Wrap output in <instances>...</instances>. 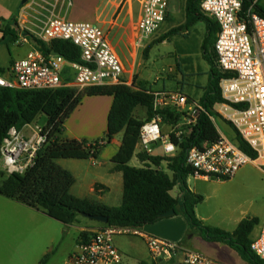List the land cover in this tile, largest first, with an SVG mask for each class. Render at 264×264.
<instances>
[{
	"label": "crops",
	"instance_id": "0c3cea01",
	"mask_svg": "<svg viewBox=\"0 0 264 264\" xmlns=\"http://www.w3.org/2000/svg\"><path fill=\"white\" fill-rule=\"evenodd\" d=\"M252 1L264 11V0ZM30 4H32V0H28L25 4H23V0H0V51L1 48L5 47L4 49L10 57L8 65L7 60L0 58V69L4 70L2 75L10 77L9 70L14 61L25 58L33 50H39L34 40L36 36L31 31L23 30L24 26L22 25L34 31L42 27L46 20L54 14L72 22H87L99 26L106 33L114 52L121 60L124 70L122 81L125 85L137 90L149 89L155 93L178 92L187 97L188 107L201 105L209 85L211 69L204 58L202 49L206 35L205 23L194 26L192 32L188 30L174 34L160 43L162 45H174L175 50L162 57L169 56L171 60H174V65L170 67L169 71L171 73L178 72L180 76L176 78L178 81L176 90H153L148 87L147 79H145V73L148 69L146 60L148 58L142 59L141 57L142 50L148 46L150 41L147 42L144 48L136 46V27L141 16L140 0H46V2H39L31 7ZM24 9L27 10L25 15L22 14ZM176 19L178 20L177 14L170 12L169 8L168 19L160 28L165 30L162 35L173 28L184 25L185 7L182 20L176 22ZM170 23L171 26L167 27L166 25ZM20 36H23L26 42L17 44L16 41ZM9 42H12L14 47L16 44L21 45L16 46L15 57H12ZM23 46H25V49L21 48L23 51H20V47ZM151 50L152 47L149 52ZM63 81L71 85L74 81V72L67 66L63 72ZM112 103L113 97L111 96L84 98L82 104L66 121L61 138L89 142L104 139L107 133L108 114ZM136 112H138L137 108L134 111L136 118L140 120L147 118L146 109L142 108L141 113L138 114ZM30 126L34 127L33 123ZM166 126L168 129L170 128L168 133ZM181 126H189L185 118L176 127L162 124L163 139H170L169 134L183 131ZM42 128H46V126ZM217 129L219 133L224 135L218 127ZM19 131L26 137L33 135L29 125ZM123 135L122 132L109 142L102 141L104 146L100 150L97 159H69L70 161L58 162L62 168L71 172L76 178V183L72 189L80 183L81 187L85 188L91 196L88 200L110 208L119 207L122 204L123 174L116 170L113 158L122 146ZM163 144V141L153 144L151 155L167 156ZM139 152L140 147L138 145L130 165L138 168L150 165L149 162L140 161L138 158ZM159 168L172 176V173L167 169V162L163 161ZM0 171H3L1 165ZM190 181L191 176L187 179V188L199 195L196 189L191 188ZM96 185L101 186L99 191L96 190ZM170 194L173 198L182 201L185 189L178 183ZM196 215L205 225L220 228L227 232H234L245 218H257L259 224L255 226L250 235L251 241L260 234L264 222V212L260 208L245 211L240 218L230 215L213 222L211 217L199 213L197 205ZM76 223H79L78 220L74 224L64 225L42 211L6 197L0 198V260H6V263L0 264H40L45 255L53 252L47 263L52 264L56 252L63 245L64 238L71 232L73 246H70L71 248L66 252L63 261V264H68L69 257L78 248L79 235L82 232L91 234L105 227L104 224L96 221L81 226ZM134 228L140 235L118 236L114 239L115 246L123 255L122 264H155L152 261L150 252L149 256L145 257L140 250L138 242L141 240L146 244L145 236H152L181 246V249L174 254L170 264L179 263L183 259L185 251L203 254L216 264H252L228 244L207 241L197 231L191 230L181 212L172 217L164 218L155 224ZM123 237L128 238L125 240Z\"/></svg>",
	"mask_w": 264,
	"mask_h": 264
},
{
	"label": "trees",
	"instance_id": "16d2710c",
	"mask_svg": "<svg viewBox=\"0 0 264 264\" xmlns=\"http://www.w3.org/2000/svg\"><path fill=\"white\" fill-rule=\"evenodd\" d=\"M202 1L186 0L184 25L161 35L154 43H162L172 35L188 31L199 23L206 25L202 49L204 58L211 69L209 85L201 101L204 111L200 113L194 124L181 128L183 130L181 136L177 137L175 133L169 134L170 141L177 149L175 154L158 157L139 152L140 161L149 162L150 165L141 168L130 165L139 145L142 126L156 114L153 107L155 92L149 89L137 90L125 84L92 86L83 90L67 86L54 90L0 87V159L1 146L10 129L15 127L21 130L26 125L32 124L41 114L48 118L45 128L48 130L47 141L38 150L34 165L23 174H8L0 171V195L42 211L64 225L74 224L80 215H101L108 218V224L104 226L143 227L161 221L164 219L162 215L175 210L176 214L181 212L190 229L197 231L205 240L226 243L252 264H264V260L259 259L250 248L252 242L250 235L259 224L257 218L243 219L234 232L207 226L196 215V207L204 201L203 196L187 188V179L193 173L192 168L187 164L188 152L194 147L202 149L205 144H213L220 139V133L212 117L215 120H224L217 116L214 107L224 101L220 87L222 80L235 76L233 73L224 71L219 65L215 43L220 27L213 17L202 12ZM252 7L264 17V11L252 0H242L239 17L245 18ZM34 40L45 56L56 52L70 62L83 63L80 48L69 41L54 40L45 43L37 38ZM151 47L152 45L147 48V51ZM3 72L4 70L0 69V73L3 74ZM95 96L113 97L105 138L95 142L62 139L66 121L82 104L84 98ZM138 107L146 109L145 120L134 116V111ZM157 113L162 118V124L172 127L182 123L185 117L184 113L172 107L163 108ZM225 123L233 129L234 136L230 139L244 153L256 159L257 153L240 137L231 124ZM122 132L124 133L122 146L113 158L116 170L123 174L122 204L119 207L110 208L73 196L71 189L76 183V178L71 172L62 168L58 160L97 159L104 146L102 141L109 142ZM163 161L167 162V169L172 176L159 168ZM178 183L185 189L182 201L173 198L170 194ZM100 187L96 185V190L99 191ZM89 236L90 233L82 232L78 243L85 244ZM52 254L53 252L45 255L40 264H47Z\"/></svg>",
	"mask_w": 264,
	"mask_h": 264
},
{
	"label": "built area",
	"instance_id": "2783aa9c",
	"mask_svg": "<svg viewBox=\"0 0 264 264\" xmlns=\"http://www.w3.org/2000/svg\"><path fill=\"white\" fill-rule=\"evenodd\" d=\"M56 1V0H55ZM46 0H32V5ZM141 16L136 27V46L144 48L147 42L160 30L166 21L169 0H140ZM201 10L212 16L220 31L215 43L221 68L235 74L222 80L220 87L223 102L215 105L217 116L231 124L240 137L257 153L252 159L230 138L220 133V139L205 144L202 149L189 150L187 164L192 168L191 177L201 180H230L242 167L253 163L264 169V17L252 7L245 18L239 14L242 0H203ZM26 9L22 10L25 15ZM23 30L31 31L37 39L49 43L65 40L80 48L81 61L70 62L63 56H45L33 50L10 67V77L0 73V87L27 90H54L60 87H76L83 90L92 86L124 84L123 65L114 52L106 33L97 25L87 22H72L52 14L42 27L32 31L25 25ZM1 27V22H0ZM22 31V30H21ZM26 42L23 36L17 44ZM74 72L73 84L63 81L65 67ZM155 116L145 122L139 136L140 152L152 153V146L162 142L164 152L171 156L176 146L170 139L164 140L162 118L157 111L172 107L185 114L188 125L194 124L201 105L188 107V99L178 92L155 93ZM213 122L215 118L212 117ZM33 135L24 136L17 128L10 129L1 146L0 165L8 174H23L34 165L36 154L47 141L48 130L31 127ZM183 131L176 133L181 136ZM140 235L134 227L107 225L90 234L85 244H79L71 254L68 264H122L123 255L114 244L118 236ZM152 261L155 264H170L181 246L152 236L144 237ZM251 251L264 260V222L260 234L251 242ZM176 264H216L203 254L185 251L183 259Z\"/></svg>",
	"mask_w": 264,
	"mask_h": 264
},
{
	"label": "rangeland",
	"instance_id": "374dc122",
	"mask_svg": "<svg viewBox=\"0 0 264 264\" xmlns=\"http://www.w3.org/2000/svg\"><path fill=\"white\" fill-rule=\"evenodd\" d=\"M186 0H169L170 12H175L178 16L179 22L184 16V7ZM135 16V15H134ZM135 19V18H134ZM174 23V22H173ZM202 24V23H201ZM199 25V24H198ZM167 27L171 26L170 24L166 25ZM194 27L190 28V31ZM163 28L160 29L149 41L147 47L142 50L141 57L142 59H147L148 69L145 73L147 79V85L153 90H176L178 87L177 77L180 76L178 72L171 73L170 67L174 65V60L168 57H162L167 55L170 51H174L173 44L162 45L156 43V40L162 35ZM204 43V41H203ZM16 44V43H15ZM154 44V45H153ZM12 57L16 55V46L12 45V42L8 43ZM152 46V50L147 51L148 47ZM1 48L0 58L7 60V65L9 63L10 57L9 53ZM25 46L20 47V51H23ZM73 87V86H72ZM76 88V87H73ZM78 89V88H76ZM79 90V89H78ZM141 107L137 108L136 114L141 111ZM141 113V112H140ZM48 118L46 115L41 114L34 122L33 126L44 127L47 126ZM217 127L223 132L228 138H233L234 133L233 129L227 124L222 122V120H216ZM181 128H183L181 126ZM167 129V133L170 131V128ZM63 160L70 161L69 159L58 160V162H64ZM190 186L193 189L198 191V194L203 196L204 201L198 205L199 213L204 216L211 217V221L216 222L217 219H222L224 216L233 215L235 218H240L243 216V212L252 211L254 208H260L264 212V170L260 169L253 163H249L242 167L237 175L230 180L218 181L213 180H201L191 177ZM71 194L75 197L81 199H90L91 196L86 192L85 188H82L80 183L71 189ZM0 198H3L0 196ZM79 223H76L79 226L86 225L95 220L88 219L82 215L77 218ZM97 222V221H96ZM99 223V222H98ZM76 225V226H77ZM125 240L128 237H123ZM63 245L56 252L55 257L52 260V264H63L64 258L66 257V252L73 246L71 232L64 238L62 242ZM139 247L145 257L149 256V250L145 242L139 240ZM71 246V247H70ZM6 263V260H0V263Z\"/></svg>",
	"mask_w": 264,
	"mask_h": 264
},
{
	"label": "water",
	"instance_id": "95a60500",
	"mask_svg": "<svg viewBox=\"0 0 264 264\" xmlns=\"http://www.w3.org/2000/svg\"><path fill=\"white\" fill-rule=\"evenodd\" d=\"M28 0H23V4H25ZM53 56H58L59 54L56 53V52H52ZM176 214V211L175 210H170L168 212H166L164 215H162V218H169V217H172ZM88 219H92V220H95L101 224H108V218L105 217V216H101V215H97V216H90V215H82Z\"/></svg>",
	"mask_w": 264,
	"mask_h": 264
}]
</instances>
